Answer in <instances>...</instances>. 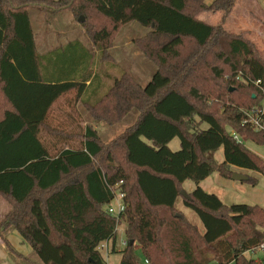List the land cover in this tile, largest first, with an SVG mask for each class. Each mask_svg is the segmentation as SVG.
<instances>
[{"label":"trees","instance_id":"16d2710c","mask_svg":"<svg viewBox=\"0 0 264 264\" xmlns=\"http://www.w3.org/2000/svg\"><path fill=\"white\" fill-rule=\"evenodd\" d=\"M237 2L0 0V195L11 205L0 237L11 254L30 264H107L98 248L107 240L109 252H122V264H257L246 252L264 243V207L225 203L199 184L213 172L232 178L233 167L264 174V158L246 146L264 144V130L245 121L264 97V56L245 34L226 28ZM32 6L84 14L85 32L105 60L119 27L139 22L150 30L135 43L156 73L146 85L128 72L106 87L96 73L80 77L82 57L67 68L55 49L38 50ZM202 11L221 17L210 23L198 17ZM83 48L68 42L63 53L78 60ZM72 90L97 121L118 122L133 108L136 121L108 142L87 124L78 134L81 147L52 154L42 129L64 139L77 135L47 122L56 101ZM176 136L180 148L173 150ZM220 147L223 161L214 155ZM187 180L196 183L187 191L191 198L181 194ZM246 181L255 185L257 178ZM116 189L125 207L111 214ZM180 201L197 213L204 231ZM120 224L127 241L121 250ZM12 229L39 261L10 244Z\"/></svg>","mask_w":264,"mask_h":264},{"label":"rangeland","instance_id":"374dc122","mask_svg":"<svg viewBox=\"0 0 264 264\" xmlns=\"http://www.w3.org/2000/svg\"><path fill=\"white\" fill-rule=\"evenodd\" d=\"M205 1L211 3L213 0ZM29 15L35 32L38 50L41 53H48L55 49L58 52L60 64L63 65L65 63L67 68L70 63H73V67L81 64L82 57L84 67L82 70H79L80 77L82 78H93L96 73L98 75L97 78L102 79L104 87H106L113 83L114 78L120 76L123 72H128L136 82L146 85L157 71V65L135 43V39L146 35L150 30L137 21L125 23L119 27L114 36L112 46L108 49L111 59L105 60L100 57L99 50L85 32L84 22L86 17L84 14L77 16L69 8L53 12L51 10L41 11L38 6H32L29 9ZM80 16L84 17L83 22L78 20ZM198 17L203 20L207 19L210 23H215L220 19L221 12L202 11ZM225 26L229 30L241 32L253 40L261 55L264 56V5L262 0H238ZM73 41L81 42L84 46L82 51L78 53V60L75 57L71 59L67 58L63 53L67 51L66 43ZM86 56L89 57V60L85 58ZM64 60H67L68 63ZM97 81L95 85L98 84L99 81ZM89 82L88 80L87 83ZM137 115L138 110L133 108L118 122L97 121L76 97V92L72 90L63 94L56 101L48 114L47 122L54 128L64 130L66 133H77V135L71 139H64L62 135L53 134L47 129H42L40 137L50 148L51 153L56 154L63 147H81L82 141L78 134H82L87 124L94 125L101 139L104 142H108L129 125L133 124L136 121ZM207 126V123H203V127ZM169 146L173 150L179 149V137H174L169 142ZM246 146L264 158V144L247 141ZM214 155L218 161H223V147L217 149ZM233 170L256 177V184L253 185L246 180L225 178L218 172L211 173L208 177L201 180L199 184L207 191L217 193L225 203L259 204L264 207V174L249 169L242 171L236 167H233ZM195 186L196 183L193 180H187L184 184V190L191 191ZM178 204L188 218L197 224L201 231H204V224L197 213L191 208L186 207L181 201ZM10 209L11 205L0 195V221ZM117 231V248L121 250L124 248V240H126L124 226L121 224L117 226ZM0 244L5 245V241L0 239ZM20 247H22L23 252H27L26 256L33 263L39 261L37 254L27 241L24 240ZM4 249L9 253L11 260L8 257L3 259L0 256V264H13V261L16 264H30L22 257H15L11 254L7 246ZM101 252L107 264H122L121 251L109 252L102 249ZM140 256L143 259L141 254ZM247 256L255 258L257 264H264V249L262 248L250 251L247 253Z\"/></svg>","mask_w":264,"mask_h":264},{"label":"built area","instance_id":"2783aa9c","mask_svg":"<svg viewBox=\"0 0 264 264\" xmlns=\"http://www.w3.org/2000/svg\"><path fill=\"white\" fill-rule=\"evenodd\" d=\"M259 83H260V80L255 81V84H257V86H260ZM260 88L264 94V88L262 87ZM247 115H248L247 119L245 120L246 122H249L254 128L258 130H264V123L262 122V118L264 116V97H263L260 107H258L257 109L251 110L250 112L247 113ZM232 134L235 136V138L240 139L239 136L235 134L234 132ZM123 198H124V193L122 192V190L116 189L114 191L113 201L107 206L108 212H110L111 214L120 213L125 207ZM126 242L127 241L124 240V245L126 244ZM98 248L100 250L105 249L106 251H108V241L107 240L103 241L98 246ZM257 248L264 249V243L261 244V246ZM146 262L148 263V260H146Z\"/></svg>","mask_w":264,"mask_h":264},{"label":"crops","instance_id":"0c3cea01","mask_svg":"<svg viewBox=\"0 0 264 264\" xmlns=\"http://www.w3.org/2000/svg\"><path fill=\"white\" fill-rule=\"evenodd\" d=\"M204 21H207L209 22L207 19H204ZM228 29V28H227ZM236 168H239V167H236ZM241 169L242 171H247V169L245 168H239ZM7 240L10 242V244L18 251V252H21V254H23L24 256H26L27 252H23V249L22 247H20L22 245V243L24 242L23 240V237L20 235V233L18 231H16L15 229H12L10 230L7 235ZM0 239H2L0 237ZM3 240V239H2ZM5 245L3 244H0V256L5 259L8 257L9 260H11L9 258V253L4 249ZM32 248V247H31ZM258 248L256 249H252V250H248L246 252V255L247 253H249L250 251H256ZM257 261V260H256ZM13 264H16L14 261H13Z\"/></svg>","mask_w":264,"mask_h":264},{"label":"water","instance_id":"95a60500","mask_svg":"<svg viewBox=\"0 0 264 264\" xmlns=\"http://www.w3.org/2000/svg\"><path fill=\"white\" fill-rule=\"evenodd\" d=\"M79 20L80 21H83L84 20V17L83 16H80L79 17ZM232 178L235 179V180H247L248 179V175L243 174L241 172L234 171L233 174H232ZM181 194L183 196L187 197V198H191V196L185 190H181Z\"/></svg>","mask_w":264,"mask_h":264}]
</instances>
